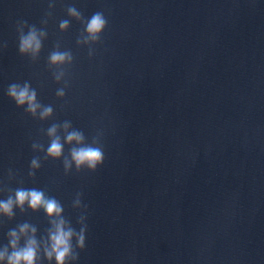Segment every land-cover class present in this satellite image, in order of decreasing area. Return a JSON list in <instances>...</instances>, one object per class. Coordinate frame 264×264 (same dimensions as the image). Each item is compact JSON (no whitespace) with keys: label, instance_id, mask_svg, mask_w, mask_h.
Segmentation results:
<instances>
[{"label":"water","instance_id":"water-1","mask_svg":"<svg viewBox=\"0 0 264 264\" xmlns=\"http://www.w3.org/2000/svg\"><path fill=\"white\" fill-rule=\"evenodd\" d=\"M97 12L107 24L93 40ZM24 21L47 33L36 57L19 53ZM57 50L71 59L51 64ZM25 82L52 106L47 120L8 97ZM52 124L62 142L72 130L96 141L103 163L66 174L45 159ZM18 188L86 225L67 264H264V0H0V200ZM23 222L38 240L50 227L27 206L0 216V251Z\"/></svg>","mask_w":264,"mask_h":264},{"label":"clouds","instance_id":"clouds-1","mask_svg":"<svg viewBox=\"0 0 264 264\" xmlns=\"http://www.w3.org/2000/svg\"><path fill=\"white\" fill-rule=\"evenodd\" d=\"M68 15L75 17L77 20H83L84 17L80 11L74 6L67 9ZM107 24V20L101 12L94 13L86 23V31L93 39L98 38V34L102 32ZM20 25H27V22H21L17 25L19 33L18 50L21 55L30 54L36 57L42 48L41 37L46 36V32L41 30L38 32L35 25L28 27V32L25 34ZM69 26L68 20L60 22V28L66 29ZM66 59H71V54L68 52L53 51L49 55V62L53 65L63 63ZM8 97L13 100L18 107H25V111L32 117L43 121L47 120L53 114L51 105H43L37 99V92L28 82L23 86L18 83L9 85L7 90ZM57 95H63V91L57 92ZM58 124H52L47 129L49 138V146L46 149L45 159L58 160L63 158L64 171L67 174L73 166L77 171L88 169L95 171L104 161L103 147L94 141L93 143H85V136L82 131L72 130L67 132L64 142L57 135ZM63 127L68 129L69 124L65 122ZM69 145V154L64 155V146ZM33 148H40L44 151L42 144L34 143ZM41 166L38 157L33 158L30 164V176L35 175L32 169H39ZM25 206L32 212L43 210L46 214L50 227L47 229L46 236L39 240L36 237L37 228L28 222H23L17 225L16 228L8 232L9 242L8 247L0 251V260L7 258L8 264H41L42 257L48 261V264H67L69 260H76L78 254L73 248L72 238L75 235L76 247L83 249L85 247V229L86 225L82 223V227L77 232L63 216V207L61 203L54 197L46 195L41 189H25L18 188L14 195H9L6 200H0V216L7 217L9 220L15 216V209L21 212L25 211ZM80 194H77L73 207H80ZM85 217L81 216L79 222H84ZM21 237H25V241L21 244ZM9 247L11 252L9 253Z\"/></svg>","mask_w":264,"mask_h":264}]
</instances>
